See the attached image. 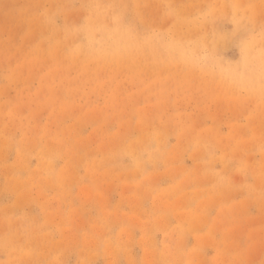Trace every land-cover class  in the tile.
Returning <instances> with one entry per match:
<instances>
[{"label": "rangeland", "instance_id": "1", "mask_svg": "<svg viewBox=\"0 0 264 264\" xmlns=\"http://www.w3.org/2000/svg\"><path fill=\"white\" fill-rule=\"evenodd\" d=\"M0 264H264V0H0Z\"/></svg>", "mask_w": 264, "mask_h": 264}]
</instances>
